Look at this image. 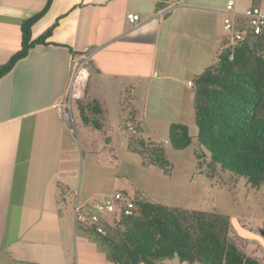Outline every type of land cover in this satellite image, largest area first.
<instances>
[{"label": "crops", "instance_id": "1", "mask_svg": "<svg viewBox=\"0 0 264 264\" xmlns=\"http://www.w3.org/2000/svg\"><path fill=\"white\" fill-rule=\"evenodd\" d=\"M46 1L0 0V64L21 47L22 22ZM175 1L53 0L33 24L35 39L58 20L46 42L33 46L0 78V264H114L86 231L87 223L76 218L74 201L66 197L75 174L63 167L68 157H78L69 155L72 134L79 138L83 132L82 156L93 157L101 151L94 141L101 136L109 147L123 136V125L142 128L152 119L151 106H168L164 96L177 97L178 106V117L165 119V129L172 122L189 127L195 122L189 81L215 65L230 41L223 30L230 0H184L171 7ZM233 1L236 12L264 8V0ZM129 13L139 20L130 22ZM82 52L91 55L86 98L98 99L106 115L98 130L83 124L77 110L80 124L73 133L55 102L69 81L72 56ZM183 83L185 108L178 100L185 96ZM78 191L79 202L91 204L80 200ZM243 241L236 242L264 264V242Z\"/></svg>", "mask_w": 264, "mask_h": 264}, {"label": "trees", "instance_id": "2", "mask_svg": "<svg viewBox=\"0 0 264 264\" xmlns=\"http://www.w3.org/2000/svg\"><path fill=\"white\" fill-rule=\"evenodd\" d=\"M52 2L47 0L40 11L22 22L21 47L0 64V78L33 46L45 43L52 34L58 20L32 39L33 24L49 10ZM193 84L196 143L208 155L211 169L204 174L213 175L215 169H220L238 179L244 178L253 189L261 188L264 185V34L246 32L235 44H224L217 63L199 74ZM77 107L83 124L98 130L103 128L106 113L98 99L85 96L77 100ZM139 129L129 136V149L141 155L145 166H158L168 174L173 163L166 148L148 144ZM168 142L174 149L189 147L194 142L189 125L172 122ZM134 198V214H111L107 221L101 219L104 232L87 224L90 229L86 231L114 264H166V260L175 257L190 264H263L231 237L228 214Z\"/></svg>", "mask_w": 264, "mask_h": 264}, {"label": "rangeland", "instance_id": "3", "mask_svg": "<svg viewBox=\"0 0 264 264\" xmlns=\"http://www.w3.org/2000/svg\"><path fill=\"white\" fill-rule=\"evenodd\" d=\"M193 85L195 88V84ZM186 87L188 86L185 83L180 84L181 92L185 96L182 95L178 100L181 101L183 108L188 105ZM193 87L192 89L195 90ZM183 90H186L185 93ZM163 98L169 100L167 107L161 109L155 104L150 107V117L157 118V121L146 118L142 123L144 124L142 130L139 129L140 124L137 127L133 125L137 131L138 129L142 131V136L148 144L166 148L167 155L173 163L170 172L166 174L154 165L145 166L141 155L129 149L128 140L133 133L129 129L131 124L127 128L123 125V136L116 138L115 143L109 147L101 136L98 142L94 141L93 147L101 151L100 154H92L93 157H89L87 151L85 153L88 156H82L80 142L83 141V132L80 130L79 138L72 134L73 140L69 148V155L75 152L78 157L76 159L68 157L66 163L68 166L63 167L64 170H73L75 174L70 192L80 190V200H88L91 203L117 191H126L133 198L138 197L189 209L219 211L230 216L231 237L235 241L264 242L261 233L264 229V185L253 189L244 178L238 179L220 169H215L213 175L204 174L205 171L211 170L208 167L209 158L196 143L198 128L194 121H191L190 125L194 142L183 150L172 148L166 137L169 128L165 129L164 121L167 118L178 117L175 116L178 109L175 101L177 97L168 95ZM74 113L77 114L75 108ZM149 122L154 127L148 124ZM77 123L80 124L78 118ZM88 226L86 225L85 229H90Z\"/></svg>", "mask_w": 264, "mask_h": 264}, {"label": "built area", "instance_id": "4", "mask_svg": "<svg viewBox=\"0 0 264 264\" xmlns=\"http://www.w3.org/2000/svg\"><path fill=\"white\" fill-rule=\"evenodd\" d=\"M184 0H176L171 7L183 5ZM140 16L136 13H129L130 22L136 23ZM223 30L226 33L230 44L242 40L246 32L253 34H264V8L253 5L243 12H236L234 1L230 0L226 7V15L223 19ZM90 53H76L72 56L70 65V76L64 93L55 102L56 109L69 126L73 133L77 132V121L74 108L78 110L77 100L86 96L87 84L91 75ZM193 85V81H189ZM130 130L136 132L135 126L131 125ZM66 197L74 201L76 218L89 225L96 226L97 231L104 232L100 221L106 214L112 215H132L135 213V198L128 193L117 191L105 196L103 199L91 204L83 205L79 202V191L68 192ZM123 264V263H116ZM139 264H146L140 262ZM180 264H190L181 261Z\"/></svg>", "mask_w": 264, "mask_h": 264}, {"label": "water", "instance_id": "5", "mask_svg": "<svg viewBox=\"0 0 264 264\" xmlns=\"http://www.w3.org/2000/svg\"><path fill=\"white\" fill-rule=\"evenodd\" d=\"M262 235L264 236V229L261 230Z\"/></svg>", "mask_w": 264, "mask_h": 264}, {"label": "clouds", "instance_id": "6", "mask_svg": "<svg viewBox=\"0 0 264 264\" xmlns=\"http://www.w3.org/2000/svg\"><path fill=\"white\" fill-rule=\"evenodd\" d=\"M131 125H133V124H131ZM134 126V125H133ZM136 129V128H135Z\"/></svg>", "mask_w": 264, "mask_h": 264}]
</instances>
